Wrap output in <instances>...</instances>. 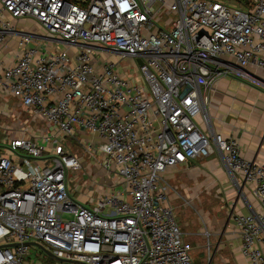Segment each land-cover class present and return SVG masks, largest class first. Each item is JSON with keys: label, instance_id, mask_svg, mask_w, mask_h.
I'll use <instances>...</instances> for the list:
<instances>
[{"label": "built area", "instance_id": "1", "mask_svg": "<svg viewBox=\"0 0 264 264\" xmlns=\"http://www.w3.org/2000/svg\"><path fill=\"white\" fill-rule=\"evenodd\" d=\"M6 13L32 17L46 33L16 29ZM16 34L0 87L46 129L0 139V264L26 262L30 242L85 264H195L164 172L216 148L235 180L255 183L261 209L232 219L242 254L264 264V165L235 136L196 121L209 123L201 95L216 78L264 87L248 68L264 69V0H0V43ZM63 42L74 49L55 47ZM100 49L133 58L140 82L113 60L95 69ZM81 131L99 138L79 139L119 180L90 200L70 186L81 158L67 139Z\"/></svg>", "mask_w": 264, "mask_h": 264}, {"label": "crops", "instance_id": "2", "mask_svg": "<svg viewBox=\"0 0 264 264\" xmlns=\"http://www.w3.org/2000/svg\"><path fill=\"white\" fill-rule=\"evenodd\" d=\"M6 15L18 30L40 34L46 33L45 28L32 17L14 18L8 13ZM18 41L19 36L16 34L9 36L5 42L0 43V64L9 65L15 60L18 52ZM46 44L49 47L53 46L50 41H47ZM55 47L67 50L74 49L64 42L55 44ZM248 68L264 81V69L254 65H250ZM201 99L204 111L208 114L209 123L207 124L203 116L199 114L196 117L198 125L206 133L219 132L225 137L235 136L240 142L243 155L247 159L264 165V87L256 86L241 78L225 75L216 78L208 88L202 89ZM40 120L42 122V118ZM27 122L37 125V118L35 120L31 118L26 107L15 96L0 87V139L5 135L10 137L15 136L14 133L19 134V130H22L21 128ZM44 129L46 127H42L41 131H44ZM79 134L80 132L77 136ZM94 137L96 138V136ZM169 168L173 169L171 175L175 178L174 188L178 189V193L174 192L173 194L176 198L181 196L197 204L196 198L200 196L203 190L207 189L208 193L215 191V195L224 198L223 201L229 206L230 214L222 229L213 226V224L210 226L212 227L210 231H205L209 236L210 243L208 242V244H211L213 238L216 239L215 247L222 252L225 251L223 258L228 264H250L241 252V240L237 234L234 221H231V215L246 214L261 209L260 202L255 195V183L235 180L217 148L209 156L190 159ZM115 179L118 183L119 180L116 177ZM169 192L170 188L168 199ZM71 193L81 200L91 199H82L80 196H76L72 187ZM175 217L177 218L176 214ZM197 218L199 219V216ZM218 233L220 235H217ZM183 234L186 241L192 245V242L186 238L185 231H183ZM32 246L37 247L38 250L34 251L31 247L30 254L23 264H36L31 262L33 251L39 257H42L41 253L44 254L39 246L35 244H32ZM45 263L48 262L45 260ZM55 264L77 263L64 261L59 263L56 260Z\"/></svg>", "mask_w": 264, "mask_h": 264}, {"label": "rangeland", "instance_id": "3", "mask_svg": "<svg viewBox=\"0 0 264 264\" xmlns=\"http://www.w3.org/2000/svg\"><path fill=\"white\" fill-rule=\"evenodd\" d=\"M225 2L231 3L233 5L240 6L245 0H223ZM47 42V40H46ZM97 58L93 60V66L95 69L100 67L101 62L105 60H113L121 63L128 68V71L133 74V80L135 82H140L141 75L137 68V64L133 58L129 56H124L121 53H117L108 49L97 50ZM146 85V84H145ZM27 110V109H26ZM30 114V117L35 120L37 118V125L32 123H26L25 126L21 129L29 128L28 130H19V134L27 131L28 133H33L40 135L42 134L41 128L45 127V122L41 117L34 115L32 112L27 110ZM17 134V133H14ZM81 137H84L86 140H91L92 143L98 144L99 138L91 136L90 133L83 131L80 134L73 138L67 139V145L79 155L81 158V166L77 169L71 170L70 179L71 187L74 191V194L80 196L82 199L97 197L98 194H105L113 189L117 184L115 177L108 172V170L102 164V155L99 151L91 153L87 150L85 144L80 140ZM80 138V139H79ZM173 172L172 168H169L164 174V178L170 188L169 200L172 204L174 213L176 214L177 222L180 224L183 231L186 232L187 239L192 242V249L190 251L191 257L195 264H228L223 258L225 253L216 249L215 241L213 238L211 244L209 245V236L207 232L210 231L213 226H218L219 229H222L225 221L227 220L228 215L230 214L229 206L223 201L224 198L219 197L220 195H215V191L208 193L207 190H203L198 198H196L197 204H194L188 200V198H176L173 196L174 192L178 193L174 187L175 178L171 175ZM176 172V170H174ZM206 191V192H205ZM199 216V219L197 218ZM231 221L232 215H231ZM203 223V224H202ZM217 224V225H215ZM208 225V227H207ZM201 229V230H200ZM200 230V231H199ZM206 233V234H205ZM217 235H220L219 233ZM210 243V242H209ZM32 249L38 250L37 247L31 246ZM32 252V261L36 264H55L56 259L48 257L42 254V257L36 255L35 252ZM43 258L48 262L45 263ZM62 263L63 261H58Z\"/></svg>", "mask_w": 264, "mask_h": 264}, {"label": "water", "instance_id": "4", "mask_svg": "<svg viewBox=\"0 0 264 264\" xmlns=\"http://www.w3.org/2000/svg\"><path fill=\"white\" fill-rule=\"evenodd\" d=\"M137 62L140 65H142V63H143L141 58H137ZM30 243L39 246L48 256H50V257H52V258H54V259H56L58 261L72 262V263H77V264H85L83 262H79V261H76V260H71V259H68V258L57 256L50 249H48L47 247H45L44 245H42V244H40L38 242H30ZM5 245L13 246V245H16V244L15 243H10V244H4L3 246H5Z\"/></svg>", "mask_w": 264, "mask_h": 264}, {"label": "trees", "instance_id": "5", "mask_svg": "<svg viewBox=\"0 0 264 264\" xmlns=\"http://www.w3.org/2000/svg\"><path fill=\"white\" fill-rule=\"evenodd\" d=\"M73 1L79 2V0H73ZM82 3H83V2H82Z\"/></svg>", "mask_w": 264, "mask_h": 264}]
</instances>
